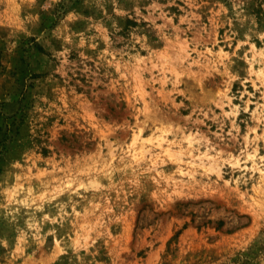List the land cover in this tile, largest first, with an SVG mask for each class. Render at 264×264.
<instances>
[{
	"label": "rangeland",
	"instance_id": "1",
	"mask_svg": "<svg viewBox=\"0 0 264 264\" xmlns=\"http://www.w3.org/2000/svg\"><path fill=\"white\" fill-rule=\"evenodd\" d=\"M2 142L0 264H264V0H0Z\"/></svg>",
	"mask_w": 264,
	"mask_h": 264
},
{
	"label": "trees",
	"instance_id": "2",
	"mask_svg": "<svg viewBox=\"0 0 264 264\" xmlns=\"http://www.w3.org/2000/svg\"><path fill=\"white\" fill-rule=\"evenodd\" d=\"M8 132H9V129L7 130V132H5V134L7 135V134H8ZM2 146H4V143H3V142H2V143H0V148H1Z\"/></svg>",
	"mask_w": 264,
	"mask_h": 264
}]
</instances>
